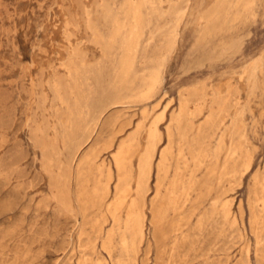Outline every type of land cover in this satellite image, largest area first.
Returning a JSON list of instances; mask_svg holds the SVG:
<instances>
[{
	"label": "rangeland",
	"instance_id": "374dc122",
	"mask_svg": "<svg viewBox=\"0 0 264 264\" xmlns=\"http://www.w3.org/2000/svg\"><path fill=\"white\" fill-rule=\"evenodd\" d=\"M121 1L0 0V264H264V0H165L163 13L142 9L125 29L106 17ZM149 76L158 82L147 94ZM155 120L170 178L184 175L182 208L156 197L155 173L140 248L122 246L116 228L105 245L113 196L83 221L79 197L90 200L94 183L78 184V163L93 154L104 180L112 167L114 189L113 153L141 129L129 149L137 166ZM73 135L85 143L80 153ZM54 145L61 169L49 162Z\"/></svg>",
	"mask_w": 264,
	"mask_h": 264
},
{
	"label": "bare ground",
	"instance_id": "6f19581e",
	"mask_svg": "<svg viewBox=\"0 0 264 264\" xmlns=\"http://www.w3.org/2000/svg\"><path fill=\"white\" fill-rule=\"evenodd\" d=\"M114 1V0H113ZM167 1V0H166ZM165 0H123L121 2H114V4L112 6H108L107 7V13H106V17L107 19L110 21L111 24H113L114 26H117L118 28H122L125 29V18L129 17L131 15L137 17L139 15H141L142 9L144 10L145 14L149 12L150 8H153L152 10L155 9V11H158L160 13H163V9H164V4L166 3ZM171 1V0H169ZM174 1V0H173ZM168 2V1H167ZM170 3V2H168ZM107 4V2H106ZM179 4V3H178ZM173 5V4H171ZM170 5V6H171ZM180 5V4H179ZM177 6V5H176ZM174 6L169 7V9H171ZM181 7V6H180ZM175 8V7H174ZM178 8V7H176ZM168 9V11H170ZM166 10V9H165ZM173 10V8H172ZM154 11V12H155ZM182 11V10H181ZM151 11V15H152ZM157 12V14H159ZM173 12V11H170ZM168 12V13H170ZM178 13V12H177ZM149 14V13H148ZM156 14V12H155ZM156 14V15H157ZM173 14V13H172ZM175 14V13H174ZM174 14L172 16H174ZM150 15V16H151ZM168 16L171 14H167ZM166 15V16H167ZM149 16V15H147ZM158 16V15H157ZM161 15H159L158 17L160 18ZM165 16V17H166ZM167 16V17H168ZM179 17H181V12L178 15ZM177 16V17H178ZM98 17V16H97ZM153 17V16H152ZM162 17V16H161ZM151 18V17H150ZM164 18V15H163ZM163 18L158 19L159 23L160 20H163ZM129 19V18H128ZM154 20V18H153ZM152 20V21H153ZM167 20V19H166ZM174 20V19H173ZM178 20V19H176ZM104 21V19H103ZM102 21V22H103ZM149 19H147L146 24L150 25L151 22ZM88 22V21H87ZM101 22V21H99ZM98 22V23H99ZM158 22V21H155ZM155 22L153 23V25H155ZM181 22V21H180ZM159 23H157L156 25L159 27ZM168 23V22H167ZM179 23V22H178ZM165 24V23H164ZM170 24V23H169ZM180 24V23H179ZM168 25V24H167ZM175 26V25H174ZM88 27V26H87ZM94 27V26H93ZM164 27V26H163ZM92 28V27H88ZM162 28V26L160 27ZM173 29V27H172ZM159 30V29H158ZM170 30V29H169ZM171 31V30H170ZM175 31V30H173ZM153 32V30H152ZM93 33V31H92ZM144 33V32H143ZM171 33V32H170ZM169 33V34H170ZM150 34V32H149ZM124 36V35H123ZM148 36V35H147ZM150 36V35H149ZM167 36L168 35H164ZM177 34L174 36L176 37ZM105 37V36H104ZM113 35L110 34L109 35V39L112 38ZM163 37V36H160ZM178 37V36H177ZM152 38V37H151ZM172 38V37H171ZM116 39V38H113ZM160 39V38H159ZM117 40V39H116ZM150 40V39H149ZM108 41V40H107ZM110 42V41H109ZM106 43V42H105ZM145 43V42H144ZM175 44V43H174ZM141 45V44H140ZM168 45V44H167ZM142 46V45H141ZM170 46H168L167 48H169ZM100 48V47H99ZM104 49V47H103ZM170 49V48H169ZM123 50V49H122ZM124 54V53H123ZM126 54V53H125ZM159 54V53H158ZM107 55V54H105ZM158 57V56H157ZM130 58V57H129ZM151 58V56H150ZM149 58V60H150ZM159 58V57H158ZM148 60V59H147ZM148 60V61H149ZM130 61V60H129ZM147 61V62H148ZM159 61V59H158ZM261 62V61H260ZM165 63V62H164ZM157 64V63H156ZM253 65V64H252ZM134 67V65H133ZM164 67V65H163ZM135 68V67H134ZM116 69V68H115ZM151 70V69H150ZM132 73V72H131ZM151 73V71L149 72V74ZM164 73V72H163ZM133 75V74H132ZM151 75V74H150ZM162 75V74H161ZM160 78V77H159ZM146 79V78H145ZM163 80V79H162ZM145 81V80H144ZM149 84H148V88H147V94L150 93L153 88L155 87V85L158 82V77H154V76H149L148 80ZM146 81V82H147ZM160 81V80H159ZM139 82V81H138ZM143 82V81H142ZM162 82V81H161ZM160 82V83H161ZM145 83V82H144ZM148 83V82H147ZM147 83H145L147 85ZM72 84V83H71ZM137 84V83H136ZM143 84V83H142ZM144 84V85H145ZM162 84V83H161ZM55 85V84H54ZM96 85V84H95ZM144 87V86H143ZM142 86L140 87L143 88ZM147 87V86H145ZM144 87V88H145ZM139 88V85H138ZM156 89V88H155ZM145 90V89H144ZM67 91V89L65 90ZM93 91V90H92ZM112 91V90H110ZM105 92V91H104ZM108 92V91H107ZM106 92V93H107ZM202 92V91H200ZM67 93V92H65ZM103 93V92H102ZM105 93V94H106ZM114 93V92H113ZM112 94V93H111ZM130 95V94H129ZM56 96V95H55ZM65 96V95H64ZM103 96L105 97L106 95L103 94ZM131 96V95H130ZM42 97V96H41ZM95 97V96H94ZM113 97V94H112ZM202 98H204L205 96L202 94L201 95ZM66 98V97H65ZM151 98V97H150ZM219 98V97H218ZM217 98V99H218ZM227 98V97H226ZM48 99V98H47ZM70 99V98H69ZM72 99V97H71ZM107 99V98H106ZM111 99V98H110ZM107 99V100H110ZM223 99V98H222ZM227 100V99H224ZM71 101V100H70ZM74 101V100H73ZM99 101V99H98ZM147 101V100H146ZM216 101V100H215ZM221 101V100H220ZM55 102V100H54ZM101 102V100H100ZM143 102V100H142ZM186 102V101H185ZM202 102V101H201ZM222 102V101H221ZM62 103V102H61ZM104 103V102H103ZM139 103V101H138ZM226 103V101H225ZM127 104V103H126ZM221 104V103H220ZM39 105V104H38ZM62 105V104H61ZM182 105V104H181ZM42 107V106H41ZM42 109V108H41ZM75 109V108H74ZM90 109V108H89ZM182 109V108H181ZM49 110V109H48ZM47 110V111H48ZM100 110V109H99ZM166 110V109H165ZM53 111V110H52ZM97 111V110H96ZM221 111V110H220ZM66 112V111H65ZM143 112V111H142ZM146 112V111H145ZM94 113V112H93ZM186 113V111H185ZM197 113L199 114V112L197 111ZM184 114V113H183ZM188 114V113H187ZM145 115V114H144ZM201 115V114H200ZM54 116V115H53ZM94 116V115H93ZM96 116V115H95ZM211 116V115H210ZM162 117V116H161ZM178 117V116H177ZM97 118V117H96ZM173 118V117H172ZM160 120V117L158 118ZM157 119V120H158ZM92 120V119H91ZM144 120V119H143ZM155 120L154 122H152V124L150 125V127L148 128V135H149V141H148V150L147 152L143 155V157L140 159V161L138 162L137 166H135L129 159V149L136 144L140 143V137H141V129H139V132L133 133L134 135H129V139L123 141L120 143L119 145V150L115 151L113 153V159H114V165H115V169L117 171V180L115 181L116 184L114 186V189L112 187L113 184V180H114V170L112 167L106 168L108 170V174H107V179L104 180L105 176H104V169L102 170V166L103 164L99 165L98 164V159L93 155V154H87V156L82 160L81 163H78L79 166L78 168V172H77V179H78V184H82V183H89L92 182V178H93V192H92V196L91 199L88 201L82 200L81 197H79V203L82 206V220L83 221H88L89 220V216H88V212L90 211V207H94V206H103L105 204V202L111 197H112V201L108 204V209L111 212L114 224H113V230L107 233V238L104 242L105 245L107 244H111L112 243V239L113 235H114V229L116 228V230L118 229L119 234H121V242H122V246L129 248H135L138 249L140 248V244L142 243L144 237H145V227H146V220H147V214L145 212V205H146V200H147V193L150 191V187L152 185V180L153 177L155 175V173H157V190H156V197L157 198H162L163 200V204L168 208H172L174 212H177L178 210H180L181 204L183 203V198H181V195L183 196V194L185 193V183H184V175H182V172H180V168L176 169V171L174 172L175 174L171 175L170 178V173H171V167L169 166V164L167 163V154L170 152L167 150L163 149V150H158V145H159V141H161V139L159 138L160 136H162L160 134L159 136V123L160 121ZM99 121V120H98ZM171 121V120H170ZM173 121V120H172ZM212 121V120H211ZM81 122V121H80ZM78 122V123H80ZM90 123V122H89ZM170 123V122H169ZM35 124V123H34ZM203 124V123H202ZM201 124V125H202ZM205 124V122H204ZM207 124V123H206ZM57 125V124H56ZM137 125V124H136ZM74 127V126H73ZM143 127V126H142ZM203 127V126H202ZM206 127V126H205ZM184 128V127H183ZM188 128V127H187ZM192 127H190L191 129ZM194 128V127H193ZM239 128V127H238ZM52 129V127H51ZM74 129V128H73ZM143 129V128H142ZM170 129V127H169ZM172 129V128H171ZM199 129V128H198ZM39 130V129H38ZM44 130V129H43ZM137 130V129H136ZM206 130V129H205ZM75 131V130H73ZM170 131V130H169ZM168 131V132H169ZM41 132V131H40ZM38 131V133H40ZM43 132V131H42ZM58 132V131H57ZM76 132V131H75ZM172 132V131H171ZM184 133V131H182ZM191 132V131H190ZM205 132V131H204ZM47 133V132H46ZM70 133V132H69ZM77 133V132H76ZM75 133V134H76ZM86 133V131H85ZM187 133V132H186ZM56 134V133H55ZM59 134V133H58ZM81 134V133H80ZM170 134V133H169ZM172 134V133H171ZM43 135V133L41 134ZM84 135V134H83ZM86 135V134H85ZM50 136V135H48ZM54 136V135H53ZM57 136V135H56ZM69 136H71L69 134ZM76 135H73V137H70L71 140L73 141V147L76 148V151H78L79 153L82 151V147L84 146L85 143H81L82 139H78L75 138ZM79 136V133H78ZM183 136V134H182ZM243 136V135H242ZM39 134H38V138H39ZM45 135H43L42 138H44ZM169 137V136H168ZM37 138V139H38ZM41 138V137H40ZM39 138V139H40ZM46 138V137H45ZM44 138L43 142L46 140ZM160 140H159V139ZM38 139V140H39ZM50 139L52 140L53 138L50 137ZM172 139V137H171ZM245 139V138H244ZM48 140V139H47ZM76 140V141H75ZM163 140V139H162ZM174 140V139H173ZM55 141V140H54ZM52 140V142H54ZM3 142V139H2ZM38 142V141H37ZM36 142V143H37ZM47 142V141H46ZM45 142V143H46ZM56 142V141H55ZM68 143V139L66 141ZM225 142V141H224ZM232 142V141H231ZM50 143V142H49ZM63 143V141H62ZM87 143V141H86ZM170 143V141H169ZM199 146H200V153L199 155L196 157V159L198 161H202L203 159L208 157V153H207V149L204 148L205 142L203 140V138H199L198 140ZM241 143V142H240ZM57 144V143H54ZM60 144V143H59ZM161 144V142H160ZM171 144V143H170ZM169 144V145H170ZM44 145V144H43ZM46 145V144H45ZM53 145V144H52ZM63 145V144H62ZM69 145V144H68ZM72 145V143L70 144ZM178 145V144H177ZM235 145V144H233ZM48 146V142L47 145ZM49 146H51L49 144ZM48 146V148H49ZM55 146V145H54ZM58 146V144H57ZM167 146V145H166ZM165 146V147H166ZM184 146V145H183ZM220 146V145H219ZM237 146V145H236ZM43 147V146H42ZM207 147V146H206ZM218 147V146H217ZM239 147V146H238ZM242 147V146H241ZM241 147H239L241 149ZM46 148V147H45ZM46 148V149H48ZM53 148V147H51ZM58 147L55 146V148L53 149V157L49 162H54L55 160L58 161V165L60 166V169L62 168V160L60 158V154L61 151H59L57 149ZM68 148V147H67ZM65 148V149H67ZM71 148V146L69 147ZM84 148V147H83ZM183 148V147H182ZM222 148V147H221ZM46 149H44L43 151H46ZM105 149V148H104ZM107 149V148H106ZM206 149V150H205ZM169 150V149H168ZM222 150V149H221ZM220 150V152H221ZM178 151V150H177ZM219 151V150H218ZM240 151V150H238ZM250 151V150H249ZM63 152V151H62ZM197 152V151H196ZM219 152V153H220ZM44 153V152H43ZM78 153V154H79ZM89 153H91L89 151ZM211 153V152H210ZM85 154V153H84ZM212 154V153H211ZM232 154V153H231ZM50 155V153H49ZM159 155L158 159L156 158ZM191 155V154H190ZM237 155V154H236ZM248 155V154H247ZM246 155V156H247ZM219 157V156H218ZM76 156L73 157V159H75ZM174 158V157H173ZM241 158V157H240ZM251 158V155H250ZM249 158V159H250ZM49 160V159H47ZM213 160V159H212ZM76 162V161H75ZM104 162V161H103ZM157 162V163H156ZM189 162V161H188ZM187 162V164H188ZM206 163V162H205ZM53 164V163H52ZM212 164V163H211ZM249 164V163H248ZM251 164V163H250ZM244 165V164H243ZM105 166V165H104ZM211 166V165H210ZM178 167V165H177ZM181 167V166H180ZM226 167V165H225ZM228 167V166H227ZM245 167V166H244ZM44 168V167H43ZM185 168V167H184ZM53 169V168H52ZM105 169V172H106ZM216 169V168H215ZM182 170V169H181ZM212 171V169H211ZM214 171V170H213ZM212 171V172H213ZM49 172V171H48ZM228 172V171H227ZM50 173V172H49ZM231 173V172H229ZM210 174V172L208 173V175ZM228 174V173H227ZM226 174V175H227ZM234 174V173H233ZM8 175V174H7ZM10 175V174H9ZM61 175V174H60ZM59 176V174H58ZM225 176V175H224ZM231 176V175H229ZM64 177L63 176H59ZM228 178V176H227ZM63 178H61L62 180ZM225 179V178H224ZM10 180V179H9ZM32 180V179H31ZM61 180H59L58 178V183L61 182ZM223 181V180H222ZM7 182V181H6ZM224 182V181H223ZM222 183V182H221ZM67 184V183H66ZM226 184V183H225ZM20 185V184H19ZM25 185V184H24ZM195 185V180L191 179L189 182V188L192 190ZM264 186V185H263ZM21 187V185H20ZM22 187H24L22 185ZM25 188V187H24ZM92 188V187H91ZM263 188V187H262ZM61 189V188H60ZM58 190V189H57ZM73 190V189H72ZM91 190V189H90ZM89 190V192H90ZM91 190V191H92ZM189 190V189H188ZM62 191V190H61ZM187 191V190H186ZM79 192V191H78ZM164 193V194H163ZM191 193V191H190ZM189 193V194H190ZM187 194V192H186ZM185 194V195H186ZM188 194V195H189ZM184 195V196H185ZM34 196V195H32ZM187 197V195H186ZM35 199V198H34ZM33 199V200H34ZM182 199V201H180ZM156 200V199H153ZM159 201V200H158ZM182 202V203H181ZM157 203V202H156ZM161 203V204H162ZM216 203H214L215 205ZM152 205V204H151ZM154 206L156 207L157 205L154 204ZM162 207V206H161ZM165 208V207H164ZM154 209V208H153ZM156 209V208H155ZM158 209V207H157ZM162 209V208H160ZM159 209V214H155L157 215L156 220L157 223H161L162 222V216L163 214H161V210ZM166 209V208H165ZM92 210V209H91ZM152 210V209H150ZM153 211V210H152ZM157 210H155L156 212ZM165 211V210H164ZM169 211V208H168ZM165 213V212H164ZM179 213V212H178ZM221 216L223 220H230V208H229V203L226 202L223 204V208L221 210ZM93 215V214H92ZM91 215V217H92ZM96 215V214H95ZM257 216V215H256ZM262 216V215H261ZM90 217V218H91ZM260 217V216H259ZM164 218V217H163ZM262 218V217H260ZM105 219V218H104ZM263 220V219H262ZM82 221V222H83ZM90 221V220H89ZM254 221V220H253ZM260 221V220H258ZM264 221V220H263ZM263 221H261L263 223ZM153 222V221H152ZM155 223V222H153ZM203 223V222H202ZM254 223V222H253ZM156 224V223H155ZM256 224V223H255ZM260 224V223H259ZM89 226V225H88ZM177 226V225H176ZM162 227V226H161ZM218 229V228H217ZM101 231H104L101 229ZM117 232V231H116ZM101 235V234H100ZM82 236V235H80ZM116 236V235H115ZM238 236V235H237ZM256 237V236H255ZM176 240V239H175ZM86 241V240H85ZM97 241V240H96ZM156 242V241H155ZM114 243V242H113ZM158 245V244H157ZM173 246V245H172ZM177 246V245H175ZM109 247V246H107ZM106 247V248H107ZM115 247V246H114ZM105 248V249H106ZM112 248V245L111 247ZM110 250V249H109ZM116 250V249H115ZM129 250V249H128ZM174 250V249H173ZM132 251V250H131ZM138 251V250H136ZM114 252V251H113ZM111 253V252H110ZM134 253V250H133ZM94 254V253H93ZM109 255V254H108ZM136 255V254H135ZM113 257V256H112ZM170 260V259H169ZM79 262V261H78ZM103 263V262H102Z\"/></svg>",
	"mask_w": 264,
	"mask_h": 264
}]
</instances>
